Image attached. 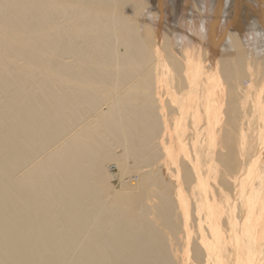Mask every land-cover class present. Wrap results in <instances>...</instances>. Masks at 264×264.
I'll return each mask as SVG.
<instances>
[{"label":"bare ground","instance_id":"bare-ground-1","mask_svg":"<svg viewBox=\"0 0 264 264\" xmlns=\"http://www.w3.org/2000/svg\"><path fill=\"white\" fill-rule=\"evenodd\" d=\"M263 87L264 0H0V264H264Z\"/></svg>","mask_w":264,"mask_h":264},{"label":"rangeland","instance_id":"rangeland-1","mask_svg":"<svg viewBox=\"0 0 264 264\" xmlns=\"http://www.w3.org/2000/svg\"><path fill=\"white\" fill-rule=\"evenodd\" d=\"M239 83L242 86V88L249 89L253 82H252L251 77H242L240 79ZM263 89H264V87H263ZM262 91H263L262 94H264V90H262ZM262 97H264V95H262ZM207 119H209V118H207ZM193 120L196 121L197 120L196 117ZM206 122L208 123V121H206ZM196 123H197V121H196ZM204 130H205V132H207V131L209 133L211 132L212 135H214L216 133H219L218 129L217 128L214 129L213 127L209 128V129L208 128L207 129L204 128ZM235 132L238 133L236 131V129L233 128L232 135L236 134ZM218 138L219 137L211 140V144L209 146L210 151H211V153H210L211 155L217 154V153H221V152H226V153L232 152L231 149H233V148H242V146H243V145H241L239 143L238 144H235V142L233 143V140H231V139L226 140V139H222L221 138L222 140H218ZM176 143L178 144L176 147L179 148V149H184V148L187 149V147H188V145H187L188 143L183 142V140H178V141H176ZM184 151L185 150H181V152H178V153L184 154L185 153Z\"/></svg>","mask_w":264,"mask_h":264}]
</instances>
